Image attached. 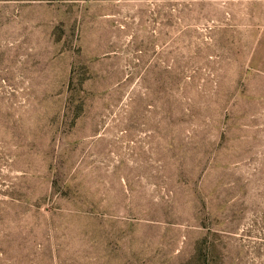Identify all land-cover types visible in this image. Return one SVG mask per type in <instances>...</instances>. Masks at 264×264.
Returning a JSON list of instances; mask_svg holds the SVG:
<instances>
[{
    "label": "rangeland",
    "instance_id": "obj_1",
    "mask_svg": "<svg viewBox=\"0 0 264 264\" xmlns=\"http://www.w3.org/2000/svg\"><path fill=\"white\" fill-rule=\"evenodd\" d=\"M0 264H264V0H0Z\"/></svg>",
    "mask_w": 264,
    "mask_h": 264
}]
</instances>
